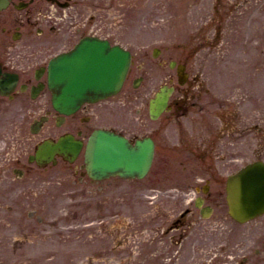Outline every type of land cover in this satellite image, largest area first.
Returning a JSON list of instances; mask_svg holds the SVG:
<instances>
[{
	"label": "rangeland",
	"instance_id": "rangeland-1",
	"mask_svg": "<svg viewBox=\"0 0 264 264\" xmlns=\"http://www.w3.org/2000/svg\"><path fill=\"white\" fill-rule=\"evenodd\" d=\"M140 2L145 12L147 11L140 16V20L127 22L128 24H100L102 31L99 33L111 34L113 27L120 36L117 37L118 40L151 46L158 45L161 32L177 42H186L197 21L201 22L207 14L223 13L222 8L206 4L194 7L190 14H186L184 6L178 2V21L166 25L162 20L158 21L155 15L151 17V13L148 14L152 9H157L156 0ZM245 5L243 20L236 24L237 31H232L231 39L228 40L232 44L233 41L242 40L241 43L233 46L231 53L225 58L215 54L210 56L217 69L219 65L228 64V73H224L225 68L223 71H213L211 80L216 82L217 89L220 90L225 84L234 85V81L241 77L243 92L253 96L263 108L264 12H260L253 3ZM12 10L10 8L0 13V17L11 13H16L17 16L27 15L26 11L11 12ZM53 12L61 17V12L56 7L52 8ZM79 26H82L80 34L93 32L92 25L84 27L83 22ZM79 26L72 27V30L75 31ZM72 43L68 41L66 45V40L61 41L52 46V51L59 52ZM231 69L234 70L233 73ZM239 70H243L241 75ZM226 78L233 80L225 83ZM252 102L253 100L243 102L245 117L252 114ZM14 132L13 126L0 123V264H242L244 259H252L248 264H264V217L245 225H237L228 215L225 197L216 200V208L210 218L198 219L199 223H195L184 234L180 230L181 237L185 235V239L180 237V245L174 250L175 256L178 255L177 259L174 258L176 262L171 261L173 257L169 254L168 258L165 257L166 254L157 256L158 253L155 252L158 248L155 245L147 246L139 231L146 217L148 220L151 218L150 224L153 225L158 221L155 218L161 208L165 219H173L179 211L186 208L194 209L193 195L187 196L186 190L191 185L189 179L192 167L195 171H200L195 165L188 162L184 169L178 163H170L172 167L169 170L173 173L163 176L160 182L152 177L148 178L145 183L148 188L147 197L141 192L140 183L109 181L111 183L107 192L111 193L110 197L114 198L115 205L102 199L97 205L90 187H85V183L79 181V176L71 174L62 165L46 172L17 178L12 173L14 165H9V161L20 155L23 149L18 148L16 151L15 144L7 145ZM247 155L248 151L245 149L244 163L253 159ZM186 157L187 152L182 153V160L186 161ZM82 163L83 155L70 169L74 172L75 167ZM240 166L241 164L230 165L226 172H234ZM201 184L203 183L196 182L194 185L199 187ZM159 189L165 194H158ZM215 189H220V185H215ZM167 192L175 196H165ZM124 194H127L125 201L121 199ZM156 195L159 198H154ZM38 217L43 218V222H39ZM114 231L118 237L115 245L123 244L120 250H124L115 257L107 254L119 251V248L115 250L111 246L109 234L113 236ZM97 234L99 239L96 238ZM98 248L101 256L96 255ZM169 248L172 250V247ZM257 252L259 256L256 255Z\"/></svg>",
	"mask_w": 264,
	"mask_h": 264
},
{
	"label": "flooded vegetation",
	"instance_id": "flooded-vegetation-1",
	"mask_svg": "<svg viewBox=\"0 0 264 264\" xmlns=\"http://www.w3.org/2000/svg\"><path fill=\"white\" fill-rule=\"evenodd\" d=\"M21 2V0H17ZM173 0H162L161 6L166 8ZM198 2L204 0H197ZM217 7L242 8L240 0H209ZM29 15L23 17L29 28L28 41L30 44H51L49 35L57 36L54 16L50 15V6L53 0H30ZM77 1L78 18L84 17L83 5ZM259 7L264 5L263 0L255 1ZM115 13L122 18L127 10L138 11L140 7L133 5L127 7L121 2L114 7ZM97 15L91 17L95 23L107 21L106 14L110 8L99 5L96 8ZM164 13V12H163ZM241 13V12H240ZM165 13L162 19L174 18V12ZM16 17L0 19V30L4 47L0 48V64L3 71L16 73L18 84L14 92L6 97L0 95V117L14 119L17 126L27 125L33 139L27 138L29 148L47 139L57 140L66 134H72L78 139H84L95 129L104 128L125 136L131 143L138 139L150 137L155 143V175L162 172L163 161L161 160L164 147L170 143L165 138V131L173 124H180L187 118L194 127L192 134L191 150L198 158V164L209 174L208 182L214 181L213 175L221 174L222 167L226 168L228 161H243V152L246 148L251 156L260 158L264 156V113L257 112L251 118H245L242 112V102L237 96L230 95L213 100L212 91L207 86L203 71L206 64L198 56L208 53L210 37H208L211 24L205 22L197 33L191 38L192 42L187 48L172 45V42L164 41L159 48L136 47L131 49L133 65L125 82L123 91L104 102L97 104H85L79 111L71 116H63L52 107L51 93L46 86L47 65L52 53V47L14 48L11 47L17 38L22 39L23 34L15 33L22 29ZM212 21V20H211ZM42 28L49 29V34ZM37 29L36 34L34 29ZM48 35L49 38H45ZM62 35H66V32ZM44 37V38H40ZM179 68H182L179 83ZM138 84L141 88L131 89L130 85ZM174 86L175 92L170 100V111L156 120H152L149 114V101L162 86ZM140 105L131 117L133 107ZM213 110H224L223 117L218 118L216 127H212L210 116ZM44 119L45 123H41ZM40 125L37 130V125ZM221 125V129L219 130ZM219 126V127H218ZM38 131L32 133V131ZM235 154V158L232 156ZM192 154V157H194ZM194 157V158H195ZM230 157V158H228ZM16 163H21L20 159ZM31 165L23 163L19 172L30 173ZM82 178L85 172L78 171ZM176 227H172L174 230ZM154 235V234H152ZM156 236V235H154Z\"/></svg>",
	"mask_w": 264,
	"mask_h": 264
},
{
	"label": "water",
	"instance_id": "water-1",
	"mask_svg": "<svg viewBox=\"0 0 264 264\" xmlns=\"http://www.w3.org/2000/svg\"><path fill=\"white\" fill-rule=\"evenodd\" d=\"M7 4L8 0H0V9ZM129 63V52L119 46L111 47L108 42L95 38L82 40L72 52L50 64V88L54 91L55 107L62 112H72L84 101H97L115 94L122 86ZM54 148L64 150L62 145L43 147L38 157ZM152 157L150 141L138 142L133 148L121 137L97 131L89 140L86 162L93 177L116 173L143 176ZM228 203L230 214L239 222L264 213L263 164L249 165L229 179Z\"/></svg>",
	"mask_w": 264,
	"mask_h": 264
}]
</instances>
